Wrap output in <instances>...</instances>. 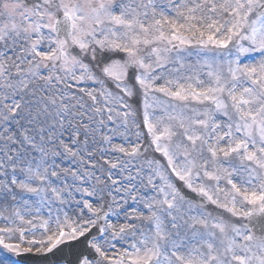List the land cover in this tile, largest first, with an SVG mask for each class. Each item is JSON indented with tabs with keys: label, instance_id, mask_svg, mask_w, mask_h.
<instances>
[{
	"label": "snow or ice",
	"instance_id": "obj_1",
	"mask_svg": "<svg viewBox=\"0 0 264 264\" xmlns=\"http://www.w3.org/2000/svg\"><path fill=\"white\" fill-rule=\"evenodd\" d=\"M0 264H264V0H0Z\"/></svg>",
	"mask_w": 264,
	"mask_h": 264
}]
</instances>
